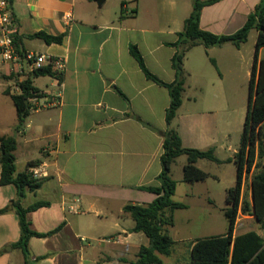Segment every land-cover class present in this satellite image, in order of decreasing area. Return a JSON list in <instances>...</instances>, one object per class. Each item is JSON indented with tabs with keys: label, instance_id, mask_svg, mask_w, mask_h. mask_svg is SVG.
<instances>
[{
	"label": "crops",
	"instance_id": "1",
	"mask_svg": "<svg viewBox=\"0 0 264 264\" xmlns=\"http://www.w3.org/2000/svg\"><path fill=\"white\" fill-rule=\"evenodd\" d=\"M98 1L12 0L20 49L59 56L66 62L60 78H32L43 103L58 94L60 103L31 112L20 133H15V105L5 92L11 87L12 94L15 76L0 83V137L16 134L18 172L28 162L40 160V166L34 168L37 177L47 178L38 191H28L22 200L24 207L39 201L49 203L27 214L30 228L47 233L63 224L51 236L30 239L36 264H132L140 248L150 245L144 233L133 231L135 222L123 208L127 204L146 205L156 198L140 188L159 184L161 132L168 128L166 112L171 98L166 87L147 79L129 47H138L147 68L160 80L174 82L176 48L169 44L183 31L193 0H103L101 6ZM228 1L203 9L202 29L234 34L257 5L255 0H240L235 7L218 10ZM64 14H71V19L66 20ZM40 31L65 34V38L61 44L47 45L28 37ZM244 44L239 48L232 43L210 48L201 45L187 52L183 103L172 123L184 147H214L216 153L224 139L212 116L223 77L210 74L205 93L191 94L197 89L191 82L197 74L187 68L190 53L204 49L199 50V57L203 55L210 63L214 60L218 70L221 61L212 54H231L230 65L226 62L231 70ZM3 73L10 75V66L0 65V75ZM233 153L236 156L238 151ZM201 163H196L199 169ZM20 164L23 167L19 170ZM1 172L0 165V179ZM15 200V186L0 184V209H7L0 214V264H24L21 252L13 248L21 236L12 206ZM234 234L240 235L236 229ZM174 251L175 246L171 255ZM171 255L161 256L162 264Z\"/></svg>",
	"mask_w": 264,
	"mask_h": 264
},
{
	"label": "trees",
	"instance_id": "2",
	"mask_svg": "<svg viewBox=\"0 0 264 264\" xmlns=\"http://www.w3.org/2000/svg\"><path fill=\"white\" fill-rule=\"evenodd\" d=\"M222 0H193V10L184 23V29L178 33V39L169 45L176 48L172 59V66L176 73V79L172 83H166L155 76L146 66L143 56L135 45H130V54L138 62L147 79L166 87L170 93V106L166 112L167 130L161 132L163 137V154L161 156L162 171L158 176L157 186L141 187L143 191L151 192L156 198L149 204H127L123 211L135 222L134 232L144 233L150 240L149 246H142L138 252L137 260L132 264H162L161 256L171 255L175 241L169 234V228L174 226V212L184 209L186 205L175 202L173 197L177 189V182L172 178V167L180 156H187V163L183 167V180L187 183L205 181L209 174L199 169L196 163L199 160L218 162L215 148L205 150L186 148L183 146L181 136L172 126L173 120L183 103V92L187 80L184 70V59L187 52L197 46L206 48L222 46L232 43L236 47L248 41L251 30L256 29L257 41L255 46V58L250 75V92L248 111L244 124V132L241 147L236 153L237 181L235 187L229 189L226 201L230 205L225 209V215L229 220L227 234L210 238L198 239L193 242L191 248L192 264H264V237L255 231H249L235 236L238 212L243 214L250 212L257 223L264 230V167L260 173L253 176L250 184L251 200L245 202L243 196V180L245 172H251L256 163L257 150L264 138V59L259 61V53L264 49V0H260L254 10L248 15L246 23L238 31L231 35H219L201 28L203 9L221 2ZM124 5V4H123ZM123 11V10H122ZM31 39H40L47 45L61 44L65 34L51 35L45 31L36 32L28 36ZM15 43L19 47L15 37ZM20 48V47H19ZM215 64V61L212 60ZM56 75L50 68H43L28 74L19 84L22 93L10 94L18 117L15 133L24 130L26 120L30 115L28 98L33 92L39 90L33 86L32 78L40 76ZM121 93V92H120ZM147 125V124H145ZM150 127L149 125H147ZM16 134L0 137V165L1 185H14L17 190V200L12 202L19 220L21 236L18 242L13 244L14 249H19L24 258V264H36L29 241L33 237L44 238L57 233L63 224L47 233H39L30 228L27 214L41 207L48 206V202L39 201L28 207L22 205L26 193L38 191L47 178H34L32 169L40 166V160L30 161L23 171H17ZM242 205L241 209L240 206ZM7 209H0L3 214Z\"/></svg>",
	"mask_w": 264,
	"mask_h": 264
},
{
	"label": "rangeland",
	"instance_id": "3",
	"mask_svg": "<svg viewBox=\"0 0 264 264\" xmlns=\"http://www.w3.org/2000/svg\"><path fill=\"white\" fill-rule=\"evenodd\" d=\"M259 1L255 0V3L258 4ZM237 3L239 4L240 0H229L220 6L218 10L235 7ZM257 34L256 29L251 30L248 41L243 45L239 60L237 63L234 60L231 70L226 65V62L230 65V56L232 55L227 53L218 52L212 54L221 61L219 70L214 67L212 61L211 64L203 55L202 58L199 57V50L204 49H195V51L190 53L186 61L187 68L194 70L197 74L191 79V82H195L197 86V89L191 93L193 95L205 93V90L209 87L210 74L215 76L221 74L223 77L221 83H218L221 90L220 94L215 98L218 105L212 116L217 120L224 139L222 146L216 149L218 162L202 160L201 169L211 175L205 181L198 182V184L184 182L183 166L187 163L185 155L180 156L172 167L171 175L177 182L173 200L186 204L188 208L177 209L174 212V226L170 227L169 234L176 241L175 251L170 257H165L166 264H177L173 261L175 259L181 260L179 264H192L191 245L194 241L221 236L228 232L229 220L224 211L230 205L226 201V195L229 189L235 187L237 181V164L234 160L235 154L233 150L239 151L242 144ZM262 59H264V50L259 53V61ZM9 78H13V75L1 74L0 83L3 81L7 82ZM1 88L0 85V90ZM10 89L11 87H7V91H10ZM205 96L210 97L207 94ZM4 98L6 97L1 99L8 100ZM260 145V149L257 150L255 165L251 172H245L244 174L242 200L245 202H250L251 200L250 184L253 176L260 173L264 167V138ZM22 167L21 164L18 165L19 170ZM32 175L34 178H39L33 172ZM236 230L238 234L255 231L264 237V230L255 218L250 215V212L246 214H243L241 210L238 212Z\"/></svg>",
	"mask_w": 264,
	"mask_h": 264
},
{
	"label": "built area",
	"instance_id": "4",
	"mask_svg": "<svg viewBox=\"0 0 264 264\" xmlns=\"http://www.w3.org/2000/svg\"><path fill=\"white\" fill-rule=\"evenodd\" d=\"M66 20L71 19V14H64ZM18 25L13 12L12 0H0V65H8L11 68V75L14 77L13 95L22 93L20 83L28 74L43 68H50L60 78L65 71V59L59 56H52L41 52L27 51L20 49L15 43V34ZM61 95L53 97L48 102L41 101V94L33 92L28 98L29 110L36 112L46 106L60 103ZM35 176H38L36 169H32Z\"/></svg>",
	"mask_w": 264,
	"mask_h": 264
},
{
	"label": "water",
	"instance_id": "5",
	"mask_svg": "<svg viewBox=\"0 0 264 264\" xmlns=\"http://www.w3.org/2000/svg\"><path fill=\"white\" fill-rule=\"evenodd\" d=\"M103 3V0H99L98 1V5L101 6V4Z\"/></svg>",
	"mask_w": 264,
	"mask_h": 264
}]
</instances>
